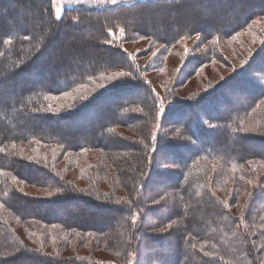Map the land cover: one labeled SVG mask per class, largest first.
<instances>
[{"label": "rangeland", "instance_id": "obj_1", "mask_svg": "<svg viewBox=\"0 0 264 264\" xmlns=\"http://www.w3.org/2000/svg\"><path fill=\"white\" fill-rule=\"evenodd\" d=\"M136 1L152 0H116L115 3H113V0H52V7L54 17L58 20L62 18L66 10L72 7L85 6L102 9L118 7ZM236 2L244 3L245 0H236ZM236 2L234 0H161L152 4L141 3V5L134 8H120L111 12L99 10L98 13L91 12L88 14L92 15L94 19L95 17H106L103 22V28L108 30L107 37L110 33L112 39V42H108L122 47L129 59L134 63V67H128L125 64L119 69L94 76L73 89L53 93L49 97L50 100L46 99V103H48L46 105H49L48 110L55 112V114L76 110L82 104L78 103L79 101L91 97L95 93L104 90L105 87L114 85L119 81H134L135 78L146 81L150 86L151 97L155 101L154 104H151L153 101H150L151 103H140L135 100V103L123 105L124 109L136 114L137 118L135 121L128 123L110 125V129L115 131L113 135H109V127L105 129L104 133L110 137H117L128 142L126 144L115 143L113 148L107 150L108 152L104 151L106 149H104L105 146L102 142L92 147L75 149L66 144L64 140H57V144H51L42 143L38 139L33 144L18 143L17 152L19 153L20 148V154H23L24 157H27L42 168H48L59 176L68 178L69 181H72L79 188H85L95 182L103 190V193L114 195L118 201L126 202L130 213L128 212L129 215L128 217L125 216V218L130 217L136 235L133 237L131 247L125 250L118 248L111 241L107 243L106 240L109 236L121 232V225L112 221L114 212H111V209L106 207L103 202H96L91 199L94 201H91V204L90 201L85 199H71L68 196L59 202V204L62 203L60 210L64 212L72 211L80 214L88 208L95 213H103V218L111 224V227L95 234L97 239H102L101 235L105 236L103 237L105 243L99 244L100 249H94L91 243L81 247L77 241L79 236H73L75 232L73 230L74 226L67 229L62 226L63 229H59L60 224L58 223L50 225L39 221V219L32 220L34 218L30 215L31 219L27 221L28 224L19 220V223L24 225V227L20 228L25 229L27 236L25 240L28 244L36 245L38 243L42 250L45 249V252L48 251L64 257L77 255L81 259L89 260L85 262L96 264H139L144 258H148L149 255L153 254H157L156 258L159 260L158 251L164 246L165 240L163 236L159 238L155 237L154 234L164 232L166 229L164 225L167 223L164 225L160 224L157 226L160 228H156V230H150L147 227L153 234L148 238L150 242L146 240L147 238L141 225V219L147 213L144 203L146 202L148 205L162 203L155 211L148 212V214L150 213V218H153L152 213L155 219L160 212L163 213L169 209L165 207L166 205L179 201V190L175 187H172V190L163 187V183L167 181V177L180 169L183 159L178 160V154L183 153L187 157L193 156V153L190 155L191 151L187 150L185 146L195 150L194 163L191 162L190 164L193 169H199L201 165L207 168L209 164L213 166L215 175L209 184L217 189L222 186L226 187L228 184L231 186L232 183H230L229 179L232 177H234L235 181L234 186L240 184L239 179L249 176L247 174L251 173L250 169L256 171V175L258 173L262 174L264 179L263 168L260 165L247 166L241 164L240 167H235V169L231 166L225 167L218 161H209L211 158L208 159L209 163L198 159V153L202 151L201 147L204 144L217 143L215 134L221 128L219 121L222 124L226 123L232 129L234 124L228 123L230 121L234 122V119L237 118V121L243 125V129L246 132L252 133L251 135L253 136L264 135V13H255L243 25L228 35L205 36L201 29H198L189 33H182V35L173 39L174 41H171V44H168L170 41L161 39L154 33L150 32L152 35L146 33L142 28L136 26L140 24L137 19L143 21L141 18H144L147 22L149 21L151 25L160 21L163 24L169 22L170 24L168 23L167 27L175 26L177 29L182 27V24L207 22L212 17L219 21L222 18L221 15L225 14L221 9L225 7L241 12L242 8L240 9ZM253 3L254 10L261 5L257 0L253 1ZM13 7L12 5L11 8ZM11 8H7L9 15H11ZM43 8L42 19L44 22L39 28L43 42L40 40L39 52H35L37 61L34 71L32 70L28 75H25L26 85L22 87L24 90L28 89V84L38 85L40 83L38 79L55 74L59 70L56 71L57 67L47 64L49 59L65 63L71 60L74 52L86 53L85 47H91L92 45L88 36L90 34L85 32L83 28H76L68 32L66 25L57 23L54 18L48 19V14L51 12V7L48 4H45ZM83 13L79 12L78 15L81 17ZM121 13L127 14L126 21L119 17L122 15ZM78 15L73 13L69 17L77 21L79 27L83 19H79ZM178 17H181L179 21ZM150 18L151 20H149ZM135 23L136 25L133 27ZM167 27L164 28L167 30ZM121 29H123V32H121ZM29 31V29L25 31L27 35ZM53 31L57 32L56 35H53ZM49 35L51 38L48 37ZM101 35L100 41L106 42L103 32ZM44 38L47 41L49 40V44L46 47L44 46ZM163 42L168 45H164ZM133 70H135V73H133ZM120 73L125 75L121 76L119 75ZM109 77H115V79H109ZM142 83L144 82L142 81ZM38 90L36 88L30 91L38 92ZM141 90L144 91V88ZM66 92L71 93V97L65 96ZM120 93H117L116 96L113 95V98H106L104 103H101V113L97 114V112H92L90 109L80 115L81 119L98 118L105 110L112 108L119 101L118 99L128 96L126 93ZM135 93L129 94V97H137L140 90ZM40 109L38 107V110ZM192 120L194 121V127H191L193 124L190 126L191 133L188 134L186 127L188 128L189 126L185 125V122ZM65 125L68 129V135L75 134L77 130L86 128L83 122L78 120L76 122H65ZM88 130L93 131V127H89ZM219 131L217 133L219 138L225 135L226 137H232V133L235 132L230 129H226L227 134H225V129L223 132ZM93 133L98 134L95 128ZM150 138H152L154 147L159 145L161 141L166 142L168 145H173V147L168 146L166 151L160 150V154L157 157L159 164L156 163L157 165L146 156V152H149V148L152 146ZM2 142L5 146L13 144V141L7 137ZM252 147L256 151L255 155L264 154L263 142L257 145L253 144ZM176 153L177 155H175ZM237 170L242 171L239 173ZM11 173L8 178L9 182L12 184L18 183L20 191L24 194L43 197L49 196V193H52V195H54L53 193H60L56 190H51V188L60 186L55 185V180L50 175L48 180L44 182L40 181L43 177L40 178L39 175V178H37L39 182H34L37 185H33L31 184L33 182L25 180V174H17L14 171ZM222 174L223 177H220ZM174 175L176 177V174ZM150 176L151 179H149ZM252 178L247 177L243 185L247 186V183ZM146 179H149L150 188L157 190L150 199L145 200L139 192L126 190L132 183L134 185L138 183L146 185ZM258 180L261 181V176ZM171 181L172 183L174 182L173 179ZM205 182L208 183L206 180ZM259 185L261 184L256 183L255 189L252 187L250 191L248 190L249 199L255 196L253 193ZM246 186L241 187L242 193L247 191L248 188ZM130 187H133V185ZM228 189L231 190V187ZM72 192L76 193L74 191H69L68 193L72 194ZM218 192L225 196L223 191L218 190ZM228 196H231V194ZM226 198L228 199V197ZM115 203L118 202H113V204ZM245 203L246 196L243 194L239 196L237 203L233 204V200H231V203H226L223 208L227 211L230 210L231 215L239 217L238 222L241 227L253 236L255 235L253 246L256 252H254L255 250L252 251L249 256L253 260V264H264V238L256 235L260 226L264 228V210L259 213L262 220H260L261 224L258 223L259 226H257L255 223L259 214H252L253 217L251 215L250 218L246 216L245 208L248 205ZM46 205L50 206V203ZM84 216L88 217L89 213ZM181 222L180 214L170 224H172V227H179ZM206 226L210 227V224ZM41 227H47L46 230L49 231L47 240L52 245L45 244L46 233H42L44 229L39 231ZM76 227L97 231L92 228L89 221L84 223L81 218H78ZM78 232L81 231L78 230L76 234ZM145 232L149 231L145 229ZM58 238L62 242V248L60 249L53 247L54 241H57ZM138 238H140V242L135 243ZM199 239L193 238L195 244L200 241ZM145 243H148V245L146 246ZM215 252L210 253H213L214 257L217 258L218 256L216 255L219 253ZM7 253L6 251L1 255L7 256ZM223 258L225 262L235 263L230 257Z\"/></svg>", "mask_w": 264, "mask_h": 264}, {"label": "trees", "instance_id": "obj_2", "mask_svg": "<svg viewBox=\"0 0 264 264\" xmlns=\"http://www.w3.org/2000/svg\"><path fill=\"white\" fill-rule=\"evenodd\" d=\"M158 1L161 0L136 1L118 7L102 8L103 10L97 7H72L65 11L62 18L57 20L54 17L52 0H0V205H2L0 207V264H96L93 262H85L89 260L81 259L77 255L64 257L48 251L45 252V249L42 250L38 243H36V245L28 244L25 240V237H27L25 229L20 228L24 227V225H21L19 220L27 223V221L31 219L30 215L34 218L32 220L39 219V221L50 225L58 223L60 224L59 229H63V227L67 229L74 226L75 228H73V230L75 232L72 234L73 236H79L77 238L79 246L83 247L91 243L94 249H100L99 244L105 243V239H103L105 236L101 235L102 239H97L95 233L107 230L111 227V224L107 220L105 221L103 213H95L88 208L85 210L83 209L84 211L80 214L72 211L64 212L60 210L62 203L59 204V202L68 196L71 199L81 198L82 200L85 199L90 202L95 200L96 202H103L106 204L105 206L110 208L111 212H114L112 221L115 222V224L121 225V232L109 236L106 242L108 243V241H111L118 246V248L124 250L131 247L134 239L133 237L136 233L130 221V217L127 219L125 218V216L128 217L130 213V210L127 209L126 202L118 201L114 195L103 193V190L98 187L95 182L89 184L85 188L77 187L72 181H69L68 178H63L54 171H50L48 168H42L27 157H24L23 154H20V148L18 153L17 146L20 142L33 144L37 139L42 143L51 144H57V140H64L66 144H69L70 147L75 149L79 147H92L102 142L105 146L104 149H106L103 150L108 152L107 150L113 148L115 143H128L126 140L110 137L109 135H113L115 131L110 129L109 126L112 124H123L135 121L137 115L124 109V104L135 103V100L140 103H151L150 101H153L151 104H154L155 101L151 97L150 86L146 81L137 80L136 78L134 81H119L114 85L105 87L104 90L95 93L93 96L79 101L78 103L82 104L77 107L76 110L66 111V113L55 114V112H50L48 110L49 105H46L48 104L46 101L50 100L49 97L51 94L73 89L103 72L119 69L125 64H127L128 67L134 65L122 47L108 42H112V39L110 33L107 37L108 30H104L103 28V22L106 20V17H95L94 19L92 15H88L89 13H98L99 10L102 12H111L117 9L119 10L120 8H134L135 6L141 5V3L152 4ZM234 1L236 2V0ZM253 1L256 0H245L244 3L236 2V5H238L240 9L242 8L241 12H238L239 10L234 11L227 9L226 7L221 9L225 14L221 15L222 18L219 21L212 17L207 22L182 24L183 26L177 29L175 26L171 28L167 27L170 24L169 22V24H163L160 21L159 23L151 25L149 21L147 22L144 18L139 17L143 21L137 19L140 24L136 25L135 23L133 27L136 25L142 28L146 33H154L156 36L161 37V39L170 41L168 44H171V41H174L173 39H176L178 36L182 35V33H189L198 29H201L205 36L228 35L243 25V23L254 16L255 13H264V0H257L261 5L255 10L253 8ZM45 4L51 7L48 19L54 18L57 20V23L66 25L68 32L76 28H83L85 32L90 34L88 36L92 45L91 47H85L86 53L83 52L84 54L74 52V56L71 57V60L65 63H59L57 60L49 59L47 64L57 67L56 71L59 70L55 74L43 76L40 80L38 79L40 82L38 85L33 86L31 83L28 84V89L24 90L22 87L26 85L25 75H28L32 70L34 71L37 61L35 52H39L40 40L43 42L39 28L44 22L42 16L44 14L43 7ZM12 5L14 6L13 8H11ZM7 8H11V15L8 14ZM79 12L83 13L81 17L78 15ZM73 13H76L78 15L77 17H80L79 19H83L79 27L78 22L69 17V15ZM112 16L114 15L112 14ZM119 17L126 21L127 14H122ZM180 18L178 17V21ZM149 20H151V18ZM164 27H167V30ZM26 28L30 30L28 35L25 32L28 31ZM102 32L104 33L106 42L100 41ZM56 33V31H53V35H56ZM48 37L51 38L50 35ZM44 42V46L46 47V45L49 44V40L47 41V39L44 38ZM163 44L168 45L166 42H163ZM133 73H135V70H133ZM142 81L144 83H142ZM36 88L39 89L38 92L30 91ZM143 88L144 91L141 90ZM132 90L136 91L133 92ZM138 90H140V93L137 97H129V94L135 93ZM119 92H121L120 94L126 93L128 96H123L124 98L118 99L119 101H117L112 108L105 110L98 118H89V120L81 119L80 115L90 109L92 112H97V114L101 113V103H104L106 98L109 99L113 95L116 96ZM38 107L41 109L38 110ZM76 120L82 121L86 128L77 130L75 134L68 135L65 122H76ZM219 122L221 123V128L220 131L217 130L215 134L217 143L211 145L204 144L201 147L202 151L198 153V159H201L203 162H208V159L211 158L209 161H218L225 167L231 166L233 168L240 167L241 164L247 166L260 165L264 172V154L255 155L254 153L256 151L252 147L253 144L257 145L258 143H264V137H262L264 135L253 136L251 135L252 133L246 132L243 129V125L237 121V118L234 119V122L230 121L228 123L234 124L232 129L226 123L222 124L221 121ZM192 124L193 126H191ZM185 125L189 126L188 128L186 127V131L190 134V126L194 127V121L185 122ZM89 127H93V131L95 128L98 134L88 130ZM108 127L109 135L104 133L105 129ZM224 129L225 134H227L226 129L235 132L232 133V137H226L225 135L219 138L217 135L218 131L223 132ZM6 137L13 141L11 146L3 145L2 141ZM150 141L152 144V138H150ZM168 146L173 147V145H168L164 141H161L156 147L152 144L149 148V152H146V156H148L150 160L152 159V162L155 164H159L157 157L160 154V150L163 149V151H166ZM185 148L187 150L189 149L191 151L190 155L193 153V156L187 157L183 153L178 154V160L183 159V161L180 164V169L174 172L176 177L174 174L170 175L167 177V181L163 183V187H167L170 190L173 189L172 187H175L179 190V201L166 205L165 207L169 209L163 213L160 212L155 219L152 213L151 215L153 218H150V213L148 214V212L155 211L162 203L157 205H148L146 202L144 203L147 213L142 217L141 225L144 230V235L147 238L146 240L149 241V236L153 234L150 230L159 229L160 227L157 226L160 224H167L164 225L166 228L164 232L154 234L155 237L159 238L163 236L165 240L164 246L158 251L159 260L156 258L157 254H153L149 255L148 258H144L139 264H236V261L237 264H253V260L250 259L249 254L251 255L252 251L255 250L253 246L255 235L253 236L248 233L247 230L245 231L238 222L239 217L231 215V211L224 210L223 207L226 203L230 204L231 200H233V204L237 203L239 196L245 194V204L248 205L245 208L246 216L250 218L252 214H259L263 211V175L259 173L256 175V171L250 169L251 173L247 174L249 175L247 177L253 178L247 183V186L243 185L247 177L239 179L240 184H236L235 186L234 177H232L229 179L230 183H232L231 186L228 184L226 187L222 186L220 189H217L209 184L215 175L213 166L209 164L207 168L201 165L199 169H193L190 164L191 162L194 163L195 150L187 146H185ZM175 155H177V153ZM255 157L256 159H254ZM12 171L17 174H25V180L33 182L31 183L33 185H37L35 183L39 182L37 181L39 175L40 178L43 177L40 180L43 182L48 180L50 175L55 180V185L60 186L51 188V190H56L60 193H53L54 195L43 197L24 194L20 191L18 183L12 184L9 182V174H12ZM241 171L242 170H237L239 173H241ZM260 176L261 181L258 180ZM220 177H223V174L220 175ZM149 179H151V176ZM149 179H146V185L143 183L135 185L132 183L129 185L127 183L129 188L125 189L131 192H139L143 195L145 200L148 198L150 199L157 190L150 188ZM172 179L174 180V184L171 181ZM205 180L208 181V183L205 182ZM256 183L261 185H259L253 193L255 196L249 199L248 190L250 191L252 187L255 189ZM132 185L133 187H130ZM242 186L248 188L245 193L241 192ZM229 187H231V190L228 189ZM218 190L223 191L225 196H223L221 192H218ZM69 191L84 195L73 192L71 194L68 193ZM229 194H231V196H228ZM226 197H228V199ZM113 202L118 203L113 204ZM47 203H50V206H47ZM86 213H89L88 217L84 216ZM180 214L182 219L181 225L179 227H172L170 222ZM260 216L261 214L256 217L257 221L255 225L257 226H259L258 223L261 224L260 220L262 219ZM78 218H81L84 223L89 221L92 228L97 231L83 228L79 229V226L76 227ZM209 224L210 227H207L206 225ZM31 227H33V225H31ZM147 227L150 230H148ZM43 229L44 231H42V233H46V238L44 237L45 244L52 245L47 240L49 232L46 230L47 227H41L39 231ZM145 229L149 232H145ZM78 230L81 232L76 234ZM258 231L256 235L264 238V228L260 226ZM193 238H200V241L195 244ZM139 240L140 238L136 239L135 243L140 242ZM54 242V248H62L60 238ZM145 245L147 246L148 243H145ZM215 250L219 253L216 255L218 256L217 258L214 257L213 253H210L215 252ZM6 251L8 252L7 256L1 255ZM254 252H256V250ZM223 257H230L235 263L225 262Z\"/></svg>", "mask_w": 264, "mask_h": 264}, {"label": "snow or ice", "instance_id": "obj_3", "mask_svg": "<svg viewBox=\"0 0 264 264\" xmlns=\"http://www.w3.org/2000/svg\"><path fill=\"white\" fill-rule=\"evenodd\" d=\"M116 2V0H113V3H115ZM121 32H123V29H121ZM119 75H121V76H123V75H125L124 73H120ZM109 79H115V77H109ZM71 93H65V96H68V97H71ZM153 139H155V137H153ZM49 196H51L52 195V193H49L48 194Z\"/></svg>", "mask_w": 264, "mask_h": 264}]
</instances>
